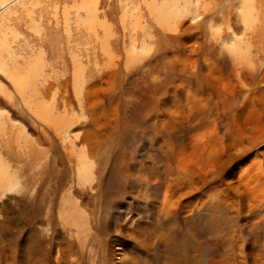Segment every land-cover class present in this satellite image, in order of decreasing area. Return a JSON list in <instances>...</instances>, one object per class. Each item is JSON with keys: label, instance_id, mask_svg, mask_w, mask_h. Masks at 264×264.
Here are the masks:
<instances>
[{"label": "rangeland", "instance_id": "rangeland-1", "mask_svg": "<svg viewBox=\"0 0 264 264\" xmlns=\"http://www.w3.org/2000/svg\"><path fill=\"white\" fill-rule=\"evenodd\" d=\"M31 1L33 0H12L8 6L18 5L17 15H24L23 4L29 5ZM35 1L37 8L43 12L42 18H36L35 27H32L30 21L22 19L20 24L10 31L6 45L17 57L20 75L24 80L28 79L32 69L40 68L50 74L54 87L52 95L44 93L41 89L42 95L37 101L30 102L19 98L18 106L12 105V100L4 105V108L2 107L3 112L10 119L14 117L11 121L18 126L9 134L12 133V138L16 133L19 135L16 137L18 136L20 140V146L15 147L19 158L26 159V154H29L25 148L27 144L34 146L35 142L38 149L50 148L54 133L33 110L38 107L51 111L54 100L56 102L61 99L64 80L69 81L67 93L70 95L75 113L80 114L83 108L88 112V103L83 102L81 108L73 90L74 71L78 67L84 70V82L95 81L102 87L96 91L100 100L95 107L102 108L105 114H99L101 123L99 127L89 120L87 125L89 124L88 126L96 132L98 138L106 141L115 138L120 143L114 157L111 156V163L116 162L114 160L127 158L121 170L128 169L131 172L133 170L136 176H141L143 182L139 187L150 196L147 198L149 201L143 200L139 192L137 194V178L130 176V181H122L119 185L121 192L124 190L126 193L123 192L109 200L113 208L111 216L116 217L124 213L133 220L131 222L133 225L135 221L143 218L160 227H158L160 233L150 239L152 242L147 240V246H153L150 254L148 253L150 264H193L194 260L204 264L208 258H212L217 264H258L261 259L264 264V100L259 98L260 92H264V85L251 88V92H248L251 96L248 103L249 110L251 108L250 111L255 119L247 118L245 101L248 98L247 96L245 98L246 92L241 89L239 77L246 82L248 78V81L251 79L247 71L242 72L239 77L233 73L235 64L231 61L232 54L228 50L232 46L231 43L225 40L222 52L226 57L224 72L232 76L229 87L233 88V99L228 100L223 97L215 83L207 82L203 78L190 85V90L197 95L195 99L190 92L181 87V81L178 79V63L182 60L180 55L184 53L183 49L175 39L166 35L159 24L157 11L161 10L166 0H147V6L143 0H101L104 3L98 0L100 4L97 0ZM169 2L172 6L177 5L176 10L178 7H184L181 1L178 3L168 0ZM84 3L96 4L94 6L97 24L93 30L78 24L89 19L85 12L86 8H82ZM205 3L214 8L215 18L204 19L206 22L202 27L204 29L198 31V41L202 44L208 43L206 38L215 27L235 30L237 37L241 36L240 38L251 44L253 47L251 57L253 61L258 59L264 70V54L255 52V48L264 47V30L261 37L258 31L252 34L254 28L258 30L256 25L264 26V8L262 11L261 8L259 9L261 15L254 22V28L249 27L248 33L242 36L240 34L245 30V23L239 19V31L232 23L235 19L233 17L238 15L243 0H207L202 5ZM131 5L139 8L132 9ZM173 8L175 9V6ZM67 18L68 23L64 21ZM218 47L219 45H215L213 50ZM210 50L211 48L206 44L205 49L196 55L201 63L204 55H211ZM115 76L117 78L115 81H108ZM168 80H171L170 84L167 83ZM0 85L6 87L10 94L15 93L11 82L1 70ZM177 98H181L182 101L178 103ZM216 140L226 146L227 150H223L225 153H222L226 158L227 151L234 153L237 147L242 145L246 148V152L239 155L240 159H237L234 167L239 174L247 176L255 194L254 198L259 202L258 204H261L257 205L259 212L253 217H250L242 207V196L237 195L238 193L228 185V181L224 180L223 176L205 182L196 173L198 169L212 168L217 163L216 157L221 156L220 149L212 151V144ZM49 154L56 155L57 152L51 149ZM129 154L131 158H128ZM9 163L14 170L18 168L19 162ZM163 171L167 175L164 190L166 194L163 192L154 195L151 188H155ZM73 188L71 189L73 196L88 199L87 195ZM15 194L12 193L10 196H17ZM92 200L94 201L95 198L93 197ZM184 205L192 210L191 216ZM20 206L24 211L25 206L22 204ZM7 210L11 213L12 222L28 225L17 211L15 204L7 205ZM143 211L149 213L145 214ZM85 212L89 218L88 238H91L83 250L84 256L80 253V246L74 235L66 231L75 252L73 256L75 264H89L87 255L90 249L96 250L98 262L96 261L95 264H101L99 257L105 254L107 258L110 241L114 236L123 247L126 248L127 245L130 248L128 253L131 249H135L136 245L129 242L126 235L115 234L109 218L103 222L106 228L104 230L99 227L101 222L92 215L90 206L85 208ZM0 221H6L7 225L12 227L10 220L7 221L4 215H0ZM214 224L219 229L218 233L211 228ZM257 226L259 232L255 237L252 235V228ZM42 227L46 228V225L43 224ZM11 232L15 234V229ZM106 233L112 235L107 236ZM172 234L177 236L176 241L173 240ZM219 235L224 237L222 242H217ZM0 238L3 240L0 243V264H10L14 249H11L12 246L9 244L16 242L9 243L8 238L2 233ZM182 238L180 245L178 239ZM251 244L256 246V249L252 250Z\"/></svg>", "mask_w": 264, "mask_h": 264}, {"label": "bare ground", "instance_id": "bare-ground-1", "mask_svg": "<svg viewBox=\"0 0 264 264\" xmlns=\"http://www.w3.org/2000/svg\"><path fill=\"white\" fill-rule=\"evenodd\" d=\"M172 1L183 2L184 7H178L176 10L177 5H174V9V6L170 5L171 3H168V0H166L162 5L161 10H158L157 12L159 14V24H161L166 35H168V37L170 36L172 39H175V41L180 44L184 52L180 55V59L182 60L178 63V79L181 81V87L187 90L188 93L190 92L194 98L197 99L195 92L190 90V85L200 80V78H203L207 82L215 83L219 87L223 97L227 98L228 100L233 99V88L229 87V82L232 76H230L229 73L224 72V62L226 57H224L222 52L224 49L222 46H224V41L226 40L232 45L230 48H228V50L232 54L231 61L235 64V67H233L234 69L232 68L234 71L233 73L239 77L242 72L247 71L251 79L248 81V78L246 82L242 77H239V83L243 92H246L245 98L246 96L248 98V100L245 101L246 103L244 102L246 105L245 107H247V114H245L247 115V118H254L251 108V111L249 110L250 105L248 103L251 96L248 92H251V88L264 85V70H262L263 66H261L258 59L253 61L251 57L253 47H251V44H249L247 40L240 38L241 36L237 37L238 34L235 33V30L233 31L230 28L221 29V27H215L213 29L210 35L206 38L208 43H200L198 41V31L204 29L202 27L206 22L204 20L205 18L214 20V8L206 5V3L205 5H202V3L206 2L207 0H194L193 2L190 0ZM255 1L256 2H253L252 0H243V3L240 5L241 7L238 15L233 17V19H235L233 20L232 24L236 30L239 31L240 29L239 19L245 23V30H243V33H239L240 35H245L248 33L249 27L253 26L254 28V22L258 20L259 15H261V11L264 8V0ZM11 2L12 0H0V70L4 73L5 77L8 78L15 89V93H12V95L10 92H7L5 89L6 87L4 88V86L0 85V215H4L6 220H10V224H12V227L10 228L6 221H0V233L4 234L5 237L8 238L9 243H13L14 241L16 242V244H9V246H12L11 249H14L12 251L13 260L10 262V264H75L73 258L75 252L73 251L72 242L70 241L66 231H69L72 236L74 235L76 241L79 243L80 253L84 256L83 250L88 245L89 238H91H88L89 233L87 220L89 218L85 212V208L88 206L92 208V215L98 219L99 222H101L99 226L100 228H103L104 230L106 229L103 222L109 218L114 231L116 232L115 234L121 236L126 235L128 237V241L136 245L135 249H131V252L128 253L130 248L127 247V245L126 248L123 247L121 242L117 240L118 238L115 236L112 237L110 241V248H108L110 249L109 255L107 258L105 254H102L99 257L101 259V264H150L148 255L152 251L153 246H147V240L149 241L158 233H160V227L155 223H150L148 220L143 218L137 222L135 221V224L133 225L131 224L133 220L124 213L116 217L111 216L113 215V208L109 204L110 199H112L114 196L118 197L124 192V190L121 192L119 185L122 181H130V176L137 178V189L134 188L137 190V194L139 192V195L145 201H147V198H150V196L146 191H143V189L139 187L141 182H143V178L141 176H136L135 173H133V170L132 172L131 170L128 171V169L124 171L121 170V166L124 165L127 158H121L118 159V161L114 160L116 162L111 163V156L114 157L116 148L117 146H120V143L117 142L115 138H111L108 141L98 138L96 132L88 126L89 124L87 125V120H89L90 122H93L94 125L99 127L101 124L99 120V114H103L104 110H102V108L97 109L98 106L95 107V105H97L98 101L100 100L96 91L97 89L102 88L101 84L95 81L84 82V70L78 67L75 69L73 90L81 108L84 105L83 102L88 103V112L85 110V108H80L81 113H75L70 95L67 93L69 91V81L64 80V91H62L63 93L61 95V99L56 102L54 100L51 111L42 110L38 107H35L33 110L34 113L42 121H44L54 133V137H52V140L50 141V148L38 149L36 148L37 144H35V142L34 146L27 144L24 146L27 153L29 154H26V159L22 158L21 160L19 158L20 156L17 154V150H15V147L20 146V140L17 138L19 135L16 133L18 136L16 137L15 135L14 137L13 135L12 138V133L9 134L18 126H16L15 123L11 121L14 117L10 119L3 112V106L10 103L12 100L13 102L11 104L18 106L19 98L25 101L29 100L30 102L37 101L41 98V91H44V93L48 95H52L54 85L50 79V74L40 68L32 69L31 73H29V76L27 77L28 79L24 80L21 77L20 66L18 65L17 57L8 50L6 45L8 44V35L10 31L17 27L24 18L26 21H30L32 27H35L36 18H42L43 12L41 9L37 8V4L35 3L36 1L33 0L29 5L23 4L25 13L24 15L18 16V5L8 6ZM143 2L145 6H147V0H143ZM97 3H99L98 0ZM94 5L96 4L94 3ZM94 5L93 3L83 4L82 8H86L85 12L88 14L89 19L87 21L78 22V24L80 23L81 26H87V28H92V30L97 24V13L96 7ZM131 8L138 9L139 7L131 5ZM259 9L261 11H259ZM52 13L54 12H51V14ZM104 14H106V12ZM47 15L48 14H46V16ZM77 16L78 15H76V17ZM52 17L54 18L55 16H51V18ZM67 17L69 18L68 15ZM68 18L64 20L66 23H68ZM39 20L41 19L39 18ZM51 21L53 20L51 19ZM256 28L258 30L254 28L252 34L258 31V34L261 37L264 26L261 27V24H258L256 25ZM207 35L208 34L206 33V36ZM206 44L211 48V55H204V57H202L203 63H201V60H199L196 55H199L205 49ZM214 44L216 46L219 45L218 49L213 50L215 48ZM255 52L261 53V55L264 54V47L257 49L255 48ZM106 53L108 54V52ZM116 76L111 80L108 79V81H115L117 79ZM167 83L170 84L171 80H168ZM27 95L29 97H27ZM259 98L264 100V92H260ZM177 101L179 103L182 101V99L177 98ZM106 114H108V112H106ZM111 131H109V133ZM99 137H101V135ZM22 147L23 145L21 146V149ZM212 147V151L220 149L219 155L221 156L216 157L217 163L212 168L205 167L198 169L196 173H198V175L201 176L205 182H211L214 179L216 180V178L219 176H223L225 178L224 180L228 181V185L232 187L236 193H238L237 195L242 196L241 204L242 207L246 209L248 215L250 217L255 216L259 212L256 207L257 205L261 204H258L259 202L255 200V194L250 187V182L247 179V176H243L242 173L239 174L234 167V163L238 161L237 159H240L238 158L239 155L246 152L245 146L242 145L239 148L237 147V150L234 153L227 151V158L222 156V153H225L223 150H227L226 146L222 142L216 140L213 142ZM51 149L56 151L57 154H49ZM210 155L212 154L210 153ZM22 156L24 157V154ZM128 158H131L130 154ZM11 161L19 162L18 168L16 170H14L12 168V164L9 163ZM187 172L189 171L187 170ZM161 174L162 176L156 182L155 188H151L153 189L154 195H160L165 190L167 175L165 171H163ZM212 183H210V185ZM72 187H74L73 190L77 188L80 192L87 195L88 199L87 197L81 199L77 196H73V192L71 190ZM165 192L163 194H166ZM12 193H16L15 195L17 196H10ZM167 195H165L166 199ZM93 197L95 198L94 201L92 200ZM9 204H15L17 211L20 212V214L24 217L25 222H27V226L18 225L14 223L15 221H11V213L9 210H7V205ZM21 204L25 206L24 211L20 208ZM184 207L187 208L188 206L184 205ZM186 211L189 213V216L192 215L191 209L187 208ZM43 224L46 225V228L42 227ZM211 228L213 231L217 233L219 232V229L215 224L212 225ZM13 229H15V234H12L13 232H11ZM258 232V226L252 228L253 236L257 237ZM111 235L112 234H107V236ZM173 237V240L176 241L177 236L174 235ZM93 238L95 239V237ZM223 238L224 237L219 235L217 242H222ZM2 241V238H0V243ZM182 241L183 238L178 239L180 245L182 244ZM251 249H256V246L251 244ZM87 256L89 264L96 263V250L90 249ZM140 260L142 262H140ZM259 263H263L262 259L258 262V264ZM193 264L201 263L198 260H194ZM204 264L217 263L213 261L212 258H208Z\"/></svg>", "mask_w": 264, "mask_h": 264}]
</instances>
